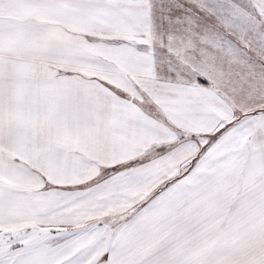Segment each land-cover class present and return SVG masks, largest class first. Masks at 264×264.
Returning <instances> with one entry per match:
<instances>
[{"label": "snow or ice", "instance_id": "1", "mask_svg": "<svg viewBox=\"0 0 264 264\" xmlns=\"http://www.w3.org/2000/svg\"><path fill=\"white\" fill-rule=\"evenodd\" d=\"M0 264H264V0H0Z\"/></svg>", "mask_w": 264, "mask_h": 264}]
</instances>
